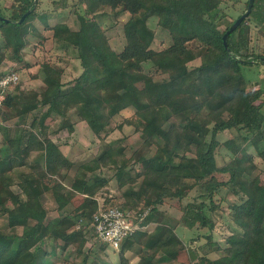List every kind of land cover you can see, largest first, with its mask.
I'll list each match as a JSON object with an SVG mask.
<instances>
[{"label":"trees","instance_id":"16d2710c","mask_svg":"<svg viewBox=\"0 0 264 264\" xmlns=\"http://www.w3.org/2000/svg\"><path fill=\"white\" fill-rule=\"evenodd\" d=\"M79 1L77 29L38 13L39 0H12V20L0 18V65L9 52L14 62L24 60L30 35H42L33 23L39 18L64 50H73L84 71H102L92 80L84 72L64 80V67L45 61L40 86H15L0 102V216L20 208L21 214L9 216L8 225L23 226L21 233L0 226V264H132L128 250L139 256L136 264H192L177 226L168 219L150 231L139 228L119 249L95 232L94 215L100 208L149 207L144 225L172 198L181 202L178 221L190 229H207L203 235L211 243L223 214L241 229L226 236V245L217 242L220 255L197 254L196 264H264V87L248 89L250 80L243 73L245 65L264 62V53L251 47L246 22L250 15L264 22L260 0L228 36L230 51L223 34L237 17L222 25L223 0ZM109 11L115 16L129 13L120 50L101 24V15ZM0 13L4 15L1 8ZM90 14L93 18H87ZM151 17L171 34L168 47H152L156 30L149 24ZM197 58L201 63L191 66ZM147 61L158 67V76L143 69ZM130 107L134 112L117 126L133 125L140 133L139 145L128 154L126 146L107 141L103 133L113 130L114 117ZM59 117L57 129L71 132L77 122L87 121L102 139V149L78 163L69 158L50 136L54 124L49 119ZM16 118L12 129L2 125ZM233 130L220 139V133ZM251 145L262 165L249 151ZM220 146L230 153L223 164L217 162ZM137 163L142 167L132 174ZM106 168L113 170L118 188L125 189L120 196L105 194L102 203L97 195L108 191L111 178ZM46 194L57 202L59 214L44 222ZM89 222L102 242L100 250L108 245L119 250L118 262L102 259L98 252L92 256L91 248L85 252ZM199 247L205 249L204 244Z\"/></svg>","mask_w":264,"mask_h":264},{"label":"rangeland","instance_id":"374dc122","mask_svg":"<svg viewBox=\"0 0 264 264\" xmlns=\"http://www.w3.org/2000/svg\"><path fill=\"white\" fill-rule=\"evenodd\" d=\"M39 0L36 11L38 13L46 12L48 14V18L51 22L57 21H65L72 28L77 29L80 27V21L77 15V10H81L79 5V0H68L69 4L63 3L62 0ZM61 2V3H60ZM261 9L264 10V0H260ZM85 4V3H83ZM248 0H223L222 1V12L226 14L222 21V25L226 26L228 22H230L233 18L238 17L242 14L247 8ZM82 5V4H81ZM86 6V4L84 5ZM83 6V7H84ZM260 6V5H258ZM82 7V9H83ZM0 8L5 16H11L13 13L12 0H0ZM129 13H122L118 16H115L111 11L106 12L101 15V24L105 27L110 37V41L113 47L117 50L122 49L125 44V37L123 32L122 24L128 18ZM87 18H93V15L90 14ZM249 25V33H250V44L253 50L258 53H264V22L261 23V20L258 19L255 15H250V18L246 21ZM36 28L40 30L42 35H30L29 43L23 48V52H25L24 60L19 62H14L13 59L10 58L12 54L9 52V58L4 60V62L0 65L1 70H15L19 74V81L11 86V88L7 89L6 92L13 90L15 86H25V87H38L43 83V70L42 64L45 61H49L52 63H58L64 67V80H70L82 72L85 73V76L88 80H92L94 78L99 77L102 74V71L99 68H91L84 71L81 66L79 58L73 52V50H64L59 43L52 37V30L49 28H45L44 24L41 22L39 18H35L33 21ZM149 24L151 27L155 28L156 36L152 43V47L155 49H162L168 47L172 42V36L169 31L160 25H158L157 17H151L149 19ZM1 37V35H0ZM234 40L237 39V35L232 37ZM1 39V38H0ZM1 41V40H0ZM256 60L257 58H250ZM260 60V59H259ZM201 63V58L194 59L190 61V65L194 66ZM255 65H245L243 68V73L246 75V78L249 81V88H258L264 87V62L262 60L254 63ZM143 69L146 72L154 74L158 76L159 69L157 66L153 65L152 62L147 61L144 63ZM5 92V93H6ZM134 108H126L121 113L117 114L112 124L115 127L113 130H109L107 128L104 130L106 134L103 133L107 141H112L113 143H120L121 145L126 146V151L128 154L131 153L133 148L139 145V132L136 131L133 125L124 124L122 128H118V124L126 117L131 115L134 112ZM19 118L14 120L5 121L2 125H6V127H11V129L15 126V122H17ZM54 125H51V137L57 140L63 147V150L73 159L76 163L81 162L82 160H86L91 158L95 154H97L102 149V139L94 133V131L90 128L87 121H85L84 127L81 125H76L74 132L69 131L67 128H59L57 129L59 123L61 122L60 117L56 121H52L49 119ZM3 129H0V145L2 142ZM234 134L233 131H225L220 133L219 137L223 141L227 137ZM249 151L253 154L255 161L260 165L263 164L261 158L258 156L256 148L254 146H249ZM38 153V152H37ZM230 159V153L228 150L220 146L217 148V162L219 164H223ZM142 167L141 163H137L134 169L131 171L132 174H135L137 170H140ZM105 174L110 178L109 184L106 188L108 191H101L98 193V198L103 203L105 199V194L110 195H119L122 194L123 189L118 188V183L116 178L113 176V170L104 169ZM73 171H71L72 175ZM264 176V173L262 174ZM14 189L19 190L17 185H14ZM107 192V193H106ZM194 191L192 192V197ZM188 197V198H190ZM188 198L184 199L185 202ZM44 204L47 210V214L44 216V222L50 220L55 216H58L59 211L57 209V202L50 195H44ZM228 199H234V195L228 194ZM122 200V198L120 199ZM184 202V201H183ZM103 206V205H102ZM142 206H137L134 211L140 210ZM34 208V206H32ZM15 213L21 214L20 208L10 209L6 214L0 216V226L5 227L10 230V232H19L23 231V226L10 227L8 225L9 216ZM36 214H39L38 211H35ZM182 215L181 202L178 199H167L163 204H160V211L156 212L154 221L149 224H145L144 229L152 230L154 225L157 222H160L164 219H168L171 223L177 226V232L181 237L182 243L186 244L189 249V254L192 258V264H196L197 254L207 253L210 257H217L220 255L222 250L217 247V242L224 246L226 245V236L234 231H240V227L231 220V218L227 214H223L218 220L213 229V235L210 239L213 243L209 242L204 233H207V229H190L186 227L183 222L178 221V219ZM90 223V222H89ZM87 224L89 226L86 230V236L88 238L85 245V252L92 249V256L94 254H100L102 259L109 260L111 262H118L119 260V248L114 249L110 245L107 246L106 250H100L101 240L94 233V228L92 227V223ZM34 244V241H32ZM52 242L47 243L46 246L51 248ZM204 244V248H200L199 245ZM73 253L72 248L70 247L69 252ZM128 256L131 257L132 264H136L139 256L128 250ZM163 264H168L165 262Z\"/></svg>","mask_w":264,"mask_h":264},{"label":"built area","instance_id":"2783aa9c","mask_svg":"<svg viewBox=\"0 0 264 264\" xmlns=\"http://www.w3.org/2000/svg\"><path fill=\"white\" fill-rule=\"evenodd\" d=\"M19 78L15 70L0 74V102L4 99L6 90L16 84ZM149 212V207L141 211L125 210L121 206L100 208L94 215L95 232L101 239L108 241L112 247L119 248L127 236L145 227L141 221Z\"/></svg>","mask_w":264,"mask_h":264},{"label":"water","instance_id":"95a60500","mask_svg":"<svg viewBox=\"0 0 264 264\" xmlns=\"http://www.w3.org/2000/svg\"><path fill=\"white\" fill-rule=\"evenodd\" d=\"M254 2H255V0H248L247 8L245 9V11L242 14H240L236 18V20L229 26V28L224 32V34H223V43H224V46H225V48H226L227 51H230V46H229V43H228V36L250 14V12H251V10L253 8ZM29 11H30V9L27 10L21 16V18L19 19L20 22L23 21V19L27 16V14L29 13ZM0 18H2L4 20H7V21H11L12 20L11 18L2 15L1 13H0Z\"/></svg>","mask_w":264,"mask_h":264},{"label":"crops","instance_id":"0c3cea01","mask_svg":"<svg viewBox=\"0 0 264 264\" xmlns=\"http://www.w3.org/2000/svg\"><path fill=\"white\" fill-rule=\"evenodd\" d=\"M23 87H25V86H23ZM81 125V127H84L83 125L85 124V120H81V121H79V122H77L76 124H75V128L77 127L76 125ZM75 131V130H74ZM73 131V132H74ZM53 139H54V137H53ZM55 140V139H54ZM56 142H58L57 140H55ZM59 143V142H58ZM59 146H60V148H61V150L69 157V158H71L64 150H63V147H62V145L59 143ZM72 159V158H71Z\"/></svg>","mask_w":264,"mask_h":264}]
</instances>
